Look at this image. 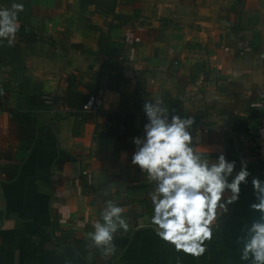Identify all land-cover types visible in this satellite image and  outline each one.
<instances>
[{
  "label": "crops",
  "instance_id": "1",
  "mask_svg": "<svg viewBox=\"0 0 264 264\" xmlns=\"http://www.w3.org/2000/svg\"><path fill=\"white\" fill-rule=\"evenodd\" d=\"M12 3L24 11L14 43L0 41V264H251L240 259L238 238L260 215L250 208L252 179L264 181L252 143L264 125V0H0V8ZM21 88L60 97L103 89L105 100L84 119L64 106L38 110L49 134L35 138L10 179ZM156 99L169 119L216 128L209 135L191 128L193 146L211 160L223 153L235 161L229 182L242 161L250 173L199 258L156 235L154 184L131 163L133 139L148 123L143 106ZM112 113L132 115L122 150L107 133ZM109 199L130 227L115 234L114 243L128 236L126 246L115 243L106 258L88 233Z\"/></svg>",
  "mask_w": 264,
  "mask_h": 264
},
{
  "label": "clouds",
  "instance_id": "2",
  "mask_svg": "<svg viewBox=\"0 0 264 264\" xmlns=\"http://www.w3.org/2000/svg\"><path fill=\"white\" fill-rule=\"evenodd\" d=\"M23 11L22 3L0 8V41L6 40L10 46L14 43L20 27L18 14ZM154 101L143 106L148 123L144 125L143 138L133 139L136 149L131 163L154 184L149 196L156 235L178 252L199 258L206 252V242L213 239L218 219L227 213L228 205L239 200L240 186L247 183L250 173L242 161L240 171L229 182L235 161H227L223 153L211 160L197 151L190 131L194 118L172 115L169 119V108L163 100ZM252 185L257 202L250 208L260 215L238 238L242 242L240 259L264 264V181L253 178ZM100 217L88 237L107 258L116 253L115 234L121 229L127 232L130 226L124 218V208L111 199L106 201Z\"/></svg>",
  "mask_w": 264,
  "mask_h": 264
},
{
  "label": "trees",
  "instance_id": "3",
  "mask_svg": "<svg viewBox=\"0 0 264 264\" xmlns=\"http://www.w3.org/2000/svg\"><path fill=\"white\" fill-rule=\"evenodd\" d=\"M21 99L23 101L22 108H16L12 112V120L17 124V138L20 141L19 150L15 153L7 154V160L11 162V166L6 168L8 172V178H14L18 171L19 165L24 159L25 153L29 150L31 144L38 135L49 134L47 131L40 130V126L37 120L36 112L38 110H51L56 107H62L61 103H64L65 107H69L71 115L80 116L84 119L90 113L80 112L83 103L87 100L88 96L68 92L66 96H54V95H37L27 92L25 89H20ZM47 97H52L53 102L48 103ZM61 102V103H60ZM79 111V112H78ZM132 115L129 113H112L108 118V135L116 137L117 139V150H122L127 147V136L132 131ZM121 128H123L121 130ZM128 235V233L126 234ZM115 243L119 247H125L128 243V236L123 238H117ZM79 249L84 243L81 240L76 241Z\"/></svg>",
  "mask_w": 264,
  "mask_h": 264
},
{
  "label": "built area",
  "instance_id": "4",
  "mask_svg": "<svg viewBox=\"0 0 264 264\" xmlns=\"http://www.w3.org/2000/svg\"><path fill=\"white\" fill-rule=\"evenodd\" d=\"M137 41L140 38H136ZM105 91L103 89H98L95 93H92L88 96L87 100L83 103L80 112L82 113H90L96 114L102 111L104 100H105ZM47 102L52 103V97H47ZM61 103V102H60ZM61 106H64V103H61ZM79 112V111H78ZM194 131L201 135H209L212 133L214 128L212 125L205 124L201 121L194 120V124L192 126ZM241 139H244V136H240ZM253 146L258 153L259 159L264 161V125L260 126L257 133L252 137ZM223 222V215L218 219L213 229H219Z\"/></svg>",
  "mask_w": 264,
  "mask_h": 264
}]
</instances>
